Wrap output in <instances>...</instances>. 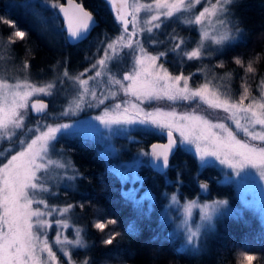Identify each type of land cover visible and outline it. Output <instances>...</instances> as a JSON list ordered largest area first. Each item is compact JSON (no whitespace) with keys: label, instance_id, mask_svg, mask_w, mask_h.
I'll use <instances>...</instances> for the list:
<instances>
[{"label":"snow or ice","instance_id":"snow-or-ice-1","mask_svg":"<svg viewBox=\"0 0 264 264\" xmlns=\"http://www.w3.org/2000/svg\"><path fill=\"white\" fill-rule=\"evenodd\" d=\"M106 2L116 13L115 22L120 26L119 34L98 46L103 55L78 76H72L65 69L63 79L58 83L63 84L65 79L71 80L78 83L80 90L76 91L62 111L51 113L47 111L48 104L30 99L37 93L52 96L56 84L37 87L28 81L13 84L7 79H0V143L13 144L17 130L26 126L30 113L35 114L38 124L45 118L51 121L37 127L29 139H21L17 146L5 147L0 151V264H63L53 250V244L60 246L63 256L67 257V264H74L65 246L72 244L86 247L80 229H76L74 241L67 236L61 239V229L72 227L66 214L76 207L83 209L85 205L68 203L61 207L52 205L49 198L58 196L62 187L66 190L75 188V182L84 178L65 155V149H58L57 144L62 137L80 133L76 131L82 121L80 113L89 109L99 111L103 108L99 115L87 120L98 121L106 129L101 135L111 155H119L122 151L115 147L113 141L116 138L141 143L130 135L132 132L166 137L165 143H152L150 150L139 149L130 162L123 165V169L125 176L143 180L136 173L142 166H149L165 176L166 186L176 185L177 190L170 196L166 192L162 194L168 204L165 205L161 219L175 222L169 216V211L175 209L180 213L177 216L180 222L176 232L169 234L172 238L182 233L183 244L178 252L192 257L205 253L208 239L216 233L217 223L225 217L239 216V213L234 212L225 199L205 203L186 200L182 204L179 192L183 186L182 173L177 172L174 180L167 178V170L172 167L170 159L177 151L194 149L193 154L199 161L197 176L194 177L197 181L199 169L207 168L215 162L231 169V174L236 176H249L251 173L248 170L254 169L259 179L264 181V77L260 80L261 91L258 96H254L251 87L245 85L236 100L230 92H221L211 80H206L198 87H190L189 80L194 74L184 75L181 71L173 75L165 67L168 53L177 50L189 61L202 60L209 51L202 39L197 41V46L191 51H185L182 47L184 39L176 36L173 31L166 36V39L173 42L172 48L152 54L146 47V44L161 46L164 42L152 35L144 36L145 32L152 34L154 30L162 31L170 18L193 9L201 0H152V3L132 5L131 33L128 30L130 21L125 12L129 7L128 0ZM239 4L240 0H215V3L205 6L195 15L194 20L186 23L203 27L206 19L215 18L220 31L211 38L212 44L216 46L212 51L222 52L242 34L239 18L235 16ZM45 5L62 14L63 24L72 42L86 39L97 26L94 14L76 0H67V6L60 0H45ZM26 7H31V4H26ZM142 9L157 14L151 15L146 21L150 27H142L137 31V14ZM0 23L16 29L12 34L16 39L25 38L26 33L16 28L11 19L0 16ZM9 42L15 43V40L10 37ZM124 49L129 50L125 55L131 57V67L122 78H117L111 73L109 63L120 59ZM235 63L244 66L240 58H235ZM223 66V63L217 65L219 68ZM24 67H28L27 63ZM255 71L252 63H248L246 72ZM91 72L94 75H90ZM102 75L108 77L114 91L98 92L95 86L90 85V81ZM120 92L123 97L118 96ZM113 99L116 102L113 103ZM159 101H169L171 105L167 109L153 107ZM178 106H183L185 110L178 111ZM221 112L226 114L222 119L212 118ZM61 120L70 122H59ZM186 145L191 148H184ZM53 156L59 159H53ZM225 176L230 178L229 173H225ZM198 188V195L210 191L207 182L198 183ZM153 196L150 190L146 191L137 203H150ZM194 208L199 210L195 220ZM57 213L59 217H56ZM116 224L115 219H108L106 222H96L94 227L104 231L108 225ZM53 226L56 236L54 242H50L48 233ZM118 235L113 232L102 241L103 244L112 245ZM256 259L245 251L239 264H254ZM81 264H92V261L85 259Z\"/></svg>","mask_w":264,"mask_h":264},{"label":"trees","instance_id":"trees-1","mask_svg":"<svg viewBox=\"0 0 264 264\" xmlns=\"http://www.w3.org/2000/svg\"><path fill=\"white\" fill-rule=\"evenodd\" d=\"M79 1L97 17L99 24L84 41L69 44L59 14V24L62 26L61 38L51 43L28 25L16 11L18 4L22 2L43 9L40 1L0 0V16L11 19L16 28L26 33L23 40L16 39L12 36L16 29L0 23V38L9 41L12 37L15 40V43H8L11 53L22 65L27 63L26 69L33 79L40 81L44 77L47 80L54 79V74L57 73L56 71L59 72L62 66H65L69 73L76 72L77 67L73 68V66L83 58V54H89L91 47L88 48V44L96 36V32L101 31L105 39H109L114 34L112 29L116 24L115 18L106 0ZM235 16L239 18L242 34L232 45L209 59L207 62L211 63L209 62L208 65L206 62L205 66L211 69L218 80L227 83L230 86L229 92L239 98L243 86H250L254 93L260 85L261 77H264V0H240L239 6L235 9ZM190 31L193 35L196 34L193 27ZM162 49L161 51H164L166 48L162 47ZM235 58H240L244 66L237 65ZM172 60L168 53L165 64L172 72L182 70L187 73L197 67L193 60V62L188 60L176 64ZM220 63L224 65L222 68L217 67ZM248 63H252L256 70L254 73L246 72ZM196 80L199 82L201 79L197 76ZM64 98L65 96L62 95L60 99L64 100ZM48 103L49 110L50 99ZM34 117L31 114V118ZM141 139L145 147H148L152 141L161 140V137L142 134ZM60 142L66 143L64 146L66 152L84 176L83 179L76 181V189L71 193L72 197L69 200L77 205L81 203L85 205L83 209L79 207L74 209L82 215L78 221L83 225V236L87 243L82 249L85 259H90L92 264H103L105 259L109 261L104 262L105 264H188L194 258L177 251L176 240L170 238L166 226L158 222L154 213L143 214L135 210L131 200L121 193L118 177L106 166L91 140L74 136L63 138ZM170 163L172 167L167 170L168 176L170 177L171 174L176 176L177 172L182 173L181 188L185 192L191 195L197 193L198 183L207 182L210 189L208 197L226 195L231 199L233 188L218 182V168L209 166L199 169L200 175L197 181L194 177L197 176L198 163L191 153L177 151ZM144 169L149 170L145 182H156L151 185L153 190L161 188L165 182L164 175L156 173L149 167L144 166ZM108 219H115L117 224L108 225L104 231L94 227L96 222H106ZM238 221L231 222L226 230H217L219 235L216 240L209 245L203 257L199 256L200 264L206 262L236 264V255H242L245 251L257 258L254 264H264V233L259 231L262 227L257 230L253 226H248L243 220ZM110 227L111 229L114 227L113 232L119 235L112 245H105L102 241L111 235Z\"/></svg>","mask_w":264,"mask_h":264},{"label":"rangeland","instance_id":"rangeland-1","mask_svg":"<svg viewBox=\"0 0 264 264\" xmlns=\"http://www.w3.org/2000/svg\"><path fill=\"white\" fill-rule=\"evenodd\" d=\"M31 1V0H30ZM32 1H40L43 5V9L37 8V7H26V3H20L18 4V7L16 8V11L19 13V16L30 26H32L35 31L41 34L42 37H44L45 40H48L51 43H54L58 41L61 38V29L62 26L59 24L60 19L58 17V11L55 12L48 6L45 5V0H32ZM61 2V1H60ZM147 4L152 3V0H128L129 7L126 8V14L127 19L130 21L128 24V30L129 33L132 32L133 24L132 21V11L133 8L132 5L135 4ZM210 3H215V0H201L199 4H197L193 9L184 12L183 14H176L175 17L170 18L169 21L166 22V27L163 28L162 31H156L152 34L144 33V36L152 35L154 38L163 41V45L161 46H154V45H147L146 47L149 52L152 54H156V52H159L164 48H172L173 42L166 39V36L169 33H173L180 38H183L185 43L182 46L185 51H191L194 47L197 46V41L203 40L204 46L206 49H208V54L204 55L202 60H193L195 62L194 69L192 68L189 72H183L184 75H189L190 73L194 74L193 80H189L190 87H198L200 84L204 83L206 80H211L213 85L217 86L221 92H229L230 86L227 85V83H224L220 79L218 80L216 76L213 74L211 69L208 66H205V63L211 59L216 52H213L212 50L216 48L215 45L212 44L211 38L214 33H218L220 31L219 25L215 22V18L213 19H206L203 22V27L199 25H194L190 23H186V21L194 20L195 15L199 14L200 11L203 10L205 6H208ZM110 5V4H109ZM111 7V5H110ZM112 10V8H111ZM112 13L115 15L116 13L112 10ZM153 14H157L155 12H150L148 10L142 9L137 14V23L136 28L137 31L140 30V28H147L150 27V24H147L146 21L150 19V16ZM115 27L112 29L114 34L109 37V39L114 38L119 34L120 26L117 22H115ZM193 27L195 29L196 34L193 35L191 33L190 29ZM98 32V33H97ZM96 36L90 40L88 44V48L91 47V50L89 51V54H83L81 60L77 62L73 66V68L77 67V71L70 74L72 76H78L85 68H89L90 64L95 63L96 59H98L100 56L103 55L102 50L98 47L102 44V42H105L109 40L108 38H104V34L101 31H97ZM185 34L184 36L182 35ZM143 39V36H142ZM9 41L8 40H1L0 38V79H7L9 83H17L22 81H28L31 84L36 85L37 87H43L46 84L53 83L56 84L55 89L53 90L52 96H45L42 93L34 94L33 97L30 99H36V98H44V99H50L51 101V107L49 112L51 113H58L63 110L64 107L68 106V102L73 99V97L76 94V91L80 90V86L78 83H74L71 80L65 79V82L63 84H59L58 81L60 79H63V72L65 71V66L60 67V71H56L57 73L54 74V79L47 80L45 77L42 81L35 80L31 77V75L28 73L27 69L22 65L21 62L17 61L8 46ZM151 47V48H149ZM129 50L124 49V51L121 53L120 59L114 60L109 63V69L112 74L116 75L117 78H122L123 74L128 71L131 67V57L128 55H125ZM171 58L173 59V63H182L185 61H188L185 56H183L179 50L177 52H169ZM122 60V62H121ZM192 61V62H193ZM210 62V61H209ZM209 62L207 64L209 65ZM211 63V62H210ZM80 64V65H79ZM174 64V65H175ZM165 67L166 64H165ZM72 68V69H73ZM168 68V67H167ZM67 69V68H66ZM173 75L179 74L180 72L174 71L172 72L169 70ZM90 75H94V72L89 73ZM56 75V76H55ZM45 76V75H44ZM199 76L201 79L199 82H197L196 78ZM91 86H95L97 91L100 92L103 90L104 92H109L111 89L112 91L115 90V88L112 87V85L108 82V77L106 75H102L101 77H97L95 81H90ZM228 87V88H227ZM261 91L260 87L258 86V89L256 92L253 93L254 96H258L259 92ZM242 93V92H241ZM240 93V94H241ZM240 94L238 95L240 97ZM62 95L65 96L64 100L60 99L62 98ZM119 97H123V93L120 92L118 94ZM236 100L239 98L234 97ZM113 103L116 102L115 99L112 101ZM108 103V101H106ZM187 103V102H186ZM247 103V101H246ZM171 105V102L169 101H159L155 102L153 104V107L155 106H161L167 109ZM206 107V106H205ZM178 111H183L185 108L183 106L177 107ZM103 111V108H101L99 111L96 109H89L84 112L80 113L79 118L82 120L76 131L80 132L76 136L86 137L89 140H91L96 149L98 154L104 159L106 166L111 169V171L118 177L120 181V191L121 193L127 197L129 200H131L132 205L134 206L135 210L143 213V214H151L154 213V215L157 217L158 222L162 225L166 226L168 234L176 232V226L180 222L177 219V216H180L179 212H176L175 209L169 211V216L172 217V220L175 222H165L162 221L161 217L164 215L165 212V205L168 204V200L163 198V193H168L169 196L176 191V185L173 184L171 186H166L165 182H163V185L161 188L153 190L151 188L152 184H155L156 182H145L148 171L143 170L142 166L136 173L137 176L144 178L143 180H136L133 179L132 176L128 175L125 176L123 165L126 162H130V160L134 157V155L137 153L139 149H146L149 150L148 147H145V144H143L141 135L143 133L141 132H132L130 133L131 136L135 137L136 140L141 141V143L137 144L132 141H130L127 138H116L114 139V144L117 149H122V151L119 153V155H111L109 151L106 148V141L104 137L101 135V133L106 132V129L102 125H99L98 121H91L87 120L89 117H94L96 115H99ZM226 115L224 113H218L214 115L212 118L215 119H222L223 116ZM51 121L47 118L40 120L39 124L37 123L36 116L34 118H31V114L26 119L25 127L22 130H17L16 132V139L13 144H7V143H0V151H2L5 147H15L19 144V140L21 139H29L32 136V133L35 132L37 127L42 126L43 124L50 123ZM59 122H70L68 120H61ZM31 129V132L29 131ZM242 135V134H241ZM74 137V136H71ZM67 137V138H71ZM63 138H60L62 141ZM59 140V141H60ZM65 142H60L57 144V148H63L65 149ZM184 148H191V146H184ZM185 151V150H182ZM191 153L194 156V149L191 151H186ZM65 155L68 159L72 161V158L65 150ZM53 159H59V157L53 156ZM197 163L199 164L198 158H196ZM73 163V161H72ZM74 165V164H73ZM75 166V165H74ZM211 166H214L218 168L219 170V178L218 182L223 185H230L233 188V195L231 199H229L226 195L221 196H214V197H208V193L199 194L200 189L198 188L197 193H193L192 195L188 192H185L183 188H179L180 192V200L183 204L186 200H198L199 203H205L210 202L212 200L217 199H225L229 202V207L234 211L238 212L239 216L236 217H225L221 219L217 223V229L216 233L210 237L207 241V251L209 245L213 243L214 240H216L217 236L219 235V232L217 230H226L228 229L229 225L233 221L243 220L245 223H247L250 227H255L257 230L260 229V233H264V212H261L262 209H264V181L259 179L258 174H256L254 169H249L248 171L251 173V175L243 177V176H236L232 173L231 169L224 168L223 166L219 165L218 162L213 163ZM149 167V166H145ZM150 168V167H149ZM225 173L230 174L229 176H225ZM174 174V172H173ZM173 177H176L171 174V176H168L167 172V178L174 180ZM165 179V176H164ZM203 183V182H201ZM158 186V185H156ZM76 189V182H75V188H69L64 189L61 188L59 195L55 197H50L49 202L52 205H59L61 207L66 206L68 203L75 204V202L70 201L69 199L72 197V192H74ZM151 191L153 196V200L150 203H143L138 204L137 201H139L146 191ZM198 209H193V220L197 219V213ZM56 217H59V214H55ZM82 217V215L75 211L74 209L66 214V218L69 220V223L72 225L69 229H61V232L63 235L61 236V239L64 238V236H67L69 240H75L76 239V229H80V235L83 238L84 244L86 243V240L83 236V225L79 223V219ZM51 219V218H50ZM239 222V221H238ZM259 228V229H258ZM109 231L112 232L115 231V228L109 229ZM49 239L50 242H54L55 236H56V230L55 226H53L52 229H49ZM177 242L178 249L181 248L183 244V235L182 233L177 234L176 236L172 237ZM67 250L71 253L72 260L74 264H81L83 260H85L84 255L82 253V249L85 247H79L72 244L65 246ZM53 250L57 253L58 258L63 262V264H67V257L63 256V251L58 245L53 244ZM207 251L205 253H207ZM203 255H199L200 257ZM199 256L194 257L189 261L188 264H200L199 262ZM203 257V256H202ZM242 255L237 254L236 255V264H239V260L241 259ZM109 262L107 259L103 261ZM207 264V262H206Z\"/></svg>","mask_w":264,"mask_h":264},{"label":"water","instance_id":"water-1","mask_svg":"<svg viewBox=\"0 0 264 264\" xmlns=\"http://www.w3.org/2000/svg\"><path fill=\"white\" fill-rule=\"evenodd\" d=\"M76 2L77 3H81L79 0H76ZM61 3H63V4H65V6H67V0H63ZM87 9V8H86ZM87 10H89V9H87ZM58 11V10H57ZM90 11V10H89ZM125 12H126V9H125ZM59 14V13H58ZM59 16H60V18H61V20H62V24H63V16H62V14H59ZM95 16V15H94ZM95 18H96V20H97V25L99 24V20L97 19V17L95 16ZM94 28H96V26L94 27ZM94 28L91 30V32H90V34L88 35V36H90L91 35V33H92V31L94 30ZM63 29H64V31H65V33H66V39H67V42L69 43V44H76V43H79V42H72L69 38H68V34H67V31H66V25L65 24H63ZM87 36V37H88ZM85 40V39H84ZM83 41V40H82ZM81 41V42H82ZM33 100H41V101H43L44 103H46V104H48L49 105V103H48V101L46 100V99H44V98H36V99H33ZM33 115H35V114H33ZM163 139L162 140H157V141H152L150 144H149V146H148V148H149V150H150V146H151V144L152 143H165L166 142V137H162ZM173 157V156H172ZM172 157H171V159H172ZM170 159V160H171ZM151 170H153V169H151ZM154 171V170H153ZM156 172V171H155ZM157 173V172H156Z\"/></svg>","mask_w":264,"mask_h":264},{"label":"bare ground","instance_id":"bare-ground-1","mask_svg":"<svg viewBox=\"0 0 264 264\" xmlns=\"http://www.w3.org/2000/svg\"><path fill=\"white\" fill-rule=\"evenodd\" d=\"M84 41V40H83ZM157 141V140H156Z\"/></svg>","mask_w":264,"mask_h":264},{"label":"flooded vegetation","instance_id":"flooded-vegetation-1","mask_svg":"<svg viewBox=\"0 0 264 264\" xmlns=\"http://www.w3.org/2000/svg\"><path fill=\"white\" fill-rule=\"evenodd\" d=\"M33 116H35V115H33Z\"/></svg>","mask_w":264,"mask_h":264}]
</instances>
